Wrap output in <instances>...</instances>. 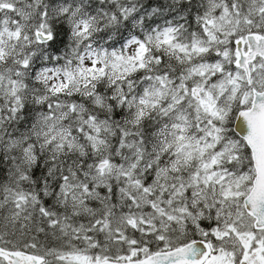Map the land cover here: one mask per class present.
<instances>
[{
    "label": "snow or ice",
    "instance_id": "snow-or-ice-1",
    "mask_svg": "<svg viewBox=\"0 0 264 264\" xmlns=\"http://www.w3.org/2000/svg\"><path fill=\"white\" fill-rule=\"evenodd\" d=\"M0 264H264V0H0Z\"/></svg>",
    "mask_w": 264,
    "mask_h": 264
}]
</instances>
